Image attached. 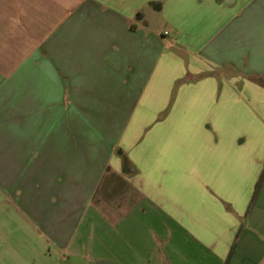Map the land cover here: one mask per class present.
I'll return each mask as SVG.
<instances>
[{"label": "crops", "instance_id": "obj_1", "mask_svg": "<svg viewBox=\"0 0 264 264\" xmlns=\"http://www.w3.org/2000/svg\"><path fill=\"white\" fill-rule=\"evenodd\" d=\"M263 80L264 0H0V264H264Z\"/></svg>", "mask_w": 264, "mask_h": 264}, {"label": "rangeland", "instance_id": "obj_2", "mask_svg": "<svg viewBox=\"0 0 264 264\" xmlns=\"http://www.w3.org/2000/svg\"><path fill=\"white\" fill-rule=\"evenodd\" d=\"M168 28L169 27L167 25H165L164 23L163 24L161 23V24H158L157 31H160V33L164 29L169 31ZM229 72L224 71L223 74L221 75L222 78H226L227 76H229L228 75ZM216 78H217L216 87H217L218 91L215 94V100H213L211 93L207 94V95L205 94V95H199L198 96L197 95L198 92H196L194 98L190 94L188 96V100L192 104V106H190V108L192 109L191 111H190V109L187 110L186 108L180 107V112H183L184 114L187 113L188 115L184 116V115H182L183 113H179L180 119H184L185 121L179 122V125H177V128H174L175 133L182 134V138L180 141H178V144L176 147L177 151L179 152L178 153L179 159L184 158L186 156V151H184V149L186 148L187 145H189V148L197 146V144H198L197 139L199 136L207 137L209 139V141L212 143L214 141H216L219 138L218 136H215L216 131L214 129L216 127H217L216 128L217 131L219 130L218 127L224 128V130H223L224 133H221V135L225 136V133L227 135L232 134L231 136L234 135L235 125L231 124L229 121L227 123H219L218 122L219 124L218 123L212 124V126H210L209 121L204 119L205 116L202 117L204 111L208 115L210 113H212L214 111V109H212L213 102H215L216 100L218 101L219 92L221 90L220 88H221L222 83H221L219 77H216ZM179 84H181V83H179ZM237 86H239V84H237ZM227 101L229 102L230 99L227 98ZM202 102L205 103V110L204 111L201 108ZM207 104H209L208 109H207ZM222 111L225 113V116L227 118L231 117V119H233V114L235 113L236 108L228 107L227 109H222ZM181 117H184V118H181ZM175 129H176V131H175ZM187 134H188V136H187ZM238 142H239V140H238ZM203 144L205 146L207 145L210 147L209 149L213 153H215L213 156H215L217 154L218 150H217V147L214 146V144H210V143H206V142H204ZM241 152L243 155L241 168H248L249 172H254L255 173L254 179H255L257 185L260 184L262 181H264V157L261 160L257 154H254L253 147L248 142H246L245 144L242 145V151ZM198 155H199L198 150L195 149V151H194L195 166L198 164V159H199Z\"/></svg>", "mask_w": 264, "mask_h": 264}]
</instances>
